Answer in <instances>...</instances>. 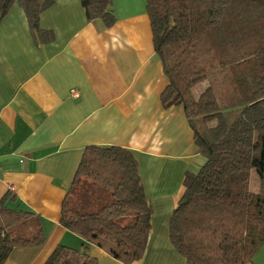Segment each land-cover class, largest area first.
<instances>
[{"label":"trees","instance_id":"1","mask_svg":"<svg viewBox=\"0 0 264 264\" xmlns=\"http://www.w3.org/2000/svg\"><path fill=\"white\" fill-rule=\"evenodd\" d=\"M54 0H0V20L19 6L40 43L39 25ZM152 45L167 85L164 109L181 106L204 163L184 175L168 238L185 264H245L264 247V0H144ZM88 22L110 27L112 0H80ZM255 171L257 191L249 190ZM8 191L0 198V264L17 247L44 243L40 218ZM133 154L85 147L62 201L60 225L113 259L142 257L150 231ZM85 245V246H86ZM43 264H97L57 245Z\"/></svg>","mask_w":264,"mask_h":264},{"label":"crops","instance_id":"2","mask_svg":"<svg viewBox=\"0 0 264 264\" xmlns=\"http://www.w3.org/2000/svg\"><path fill=\"white\" fill-rule=\"evenodd\" d=\"M110 27L88 22L80 0H54L39 17L40 43L22 9L0 20V198L8 191L40 218L44 243L17 247L3 264H43L57 245L97 264H123L60 225L62 201L85 147L118 146L138 164L150 207L144 253L132 264H185L168 222L186 173L204 158L181 106L164 109L167 85L144 0H112ZM77 95H71V91ZM86 245V246H85ZM264 247L245 264H264Z\"/></svg>","mask_w":264,"mask_h":264},{"label":"rangeland","instance_id":"3","mask_svg":"<svg viewBox=\"0 0 264 264\" xmlns=\"http://www.w3.org/2000/svg\"><path fill=\"white\" fill-rule=\"evenodd\" d=\"M257 186H258L257 176L255 174V171L252 170L249 176V190L255 192L257 191ZM263 255H264V250H263Z\"/></svg>","mask_w":264,"mask_h":264},{"label":"built area","instance_id":"4","mask_svg":"<svg viewBox=\"0 0 264 264\" xmlns=\"http://www.w3.org/2000/svg\"><path fill=\"white\" fill-rule=\"evenodd\" d=\"M71 95L76 96L77 95V91H75V90L71 91Z\"/></svg>","mask_w":264,"mask_h":264}]
</instances>
